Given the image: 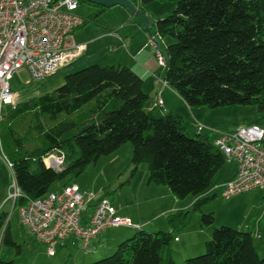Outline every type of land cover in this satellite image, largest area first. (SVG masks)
Returning a JSON list of instances; mask_svg holds the SVG:
<instances>
[{"label": "trees", "instance_id": "1", "mask_svg": "<svg viewBox=\"0 0 264 264\" xmlns=\"http://www.w3.org/2000/svg\"><path fill=\"white\" fill-rule=\"evenodd\" d=\"M131 1L139 8L154 1L173 4L154 21L152 34L171 38L161 46L165 66L156 73L188 106L253 105L264 113V0ZM90 5L94 11L82 25L106 9ZM148 98L143 79L131 68L91 64L66 74L52 93L15 103L0 120L2 150L21 191L15 207L70 183L65 179L130 143L131 176L146 164L148 184L166 186L177 200L192 196L199 226H213L212 212L201 206L216 196L205 194L225 165L223 153L208 132L188 130L181 113L147 109ZM50 155L61 156L62 165L47 164ZM56 181L63 184L52 188ZM189 212L170 215L168 230L136 231L91 264H163V247L175 237L172 228L183 225ZM5 245L20 250L8 214L0 212V247ZM0 264L14 262L0 257ZM167 264H264V255L249 229L222 225L212 227L203 253Z\"/></svg>", "mask_w": 264, "mask_h": 264}, {"label": "built area", "instance_id": "2", "mask_svg": "<svg viewBox=\"0 0 264 264\" xmlns=\"http://www.w3.org/2000/svg\"><path fill=\"white\" fill-rule=\"evenodd\" d=\"M78 5V0H0V120L3 107L15 104L9 81L19 69L24 68L33 79H39L83 50V44L73 41V32L84 21L77 13ZM154 37L148 34L145 45L152 48L158 68H163L165 57ZM155 76L161 85L168 86L157 73ZM162 104L158 91L155 106L160 108ZM195 128L198 132L213 131L200 122H196ZM218 132L215 146L223 153L225 162L235 164L233 177L217 186L221 197L229 199L264 187V127L251 124ZM46 162L59 167L63 160L50 155ZM20 196L13 177L6 199L15 204ZM90 204V197L85 198L75 184L67 183L43 197L28 200L17 207V212L19 221L34 239L46 245L51 255L58 242L79 240L87 248L107 228L130 225L127 218L115 214L108 198L99 199L92 207Z\"/></svg>", "mask_w": 264, "mask_h": 264}, {"label": "rangeland", "instance_id": "3", "mask_svg": "<svg viewBox=\"0 0 264 264\" xmlns=\"http://www.w3.org/2000/svg\"><path fill=\"white\" fill-rule=\"evenodd\" d=\"M152 4H155L152 5L153 11L158 12L164 11L163 9H165V7L163 4H170L169 6H173L171 2L154 1ZM117 8V6L106 8L101 15L97 16L94 22L85 23V25L81 27L84 29V38L95 37L101 32L103 25L100 22L101 20H103L105 24L108 23L112 25V23L118 19V17L115 19L112 17V14H114ZM170 9L172 10L173 8ZM171 10H169V12ZM93 11L94 7L87 2H80L77 8V13L83 17L89 16ZM170 41V37L163 38L161 40V46L165 47ZM145 46L149 47L148 45ZM89 53L92 54L88 55V57L93 56V54L96 55L94 46L89 49ZM98 57L103 59V56ZM99 61L100 60H98V62ZM66 63L67 61L56 71L39 79H33L26 69H19L9 81L10 87L15 94L14 103L45 93H52L56 87L63 83L65 75L74 71H66ZM233 106L240 108L238 114L233 116V118L236 117L234 120L238 123L243 126L258 123L260 126L264 127V113L258 112L255 106ZM11 109L12 105H5L3 107V114ZM209 135L210 138H212L213 132H210ZM131 153L132 147L130 143H125L109 155L100 157L97 162L89 163L77 176L65 179V182L68 181L75 184L85 198L90 197L91 204H94L97 199L104 196V198H108L113 202L114 209L117 211L119 217L130 218V225L113 226L107 230V233L111 236L110 239L114 238L116 241L117 238L124 237L120 240L117 239V244L131 237L140 229L147 232L156 231L161 227L163 230L170 229L168 218L171 217L170 215L175 214L177 209H179L177 207H181L182 205L186 207L183 209L189 210L190 212L183 225L172 228L174 229V231L172 230L173 236H176L179 242L172 241L170 245L163 247V264L168 263L170 259L169 256H171L173 261L180 262L188 257L203 253L204 242L209 238L212 227L226 225L241 230L249 229L253 235L259 230L262 238H264V201H262L264 200V189H262L264 187L233 195L229 199L222 198L219 188H215L216 182L219 181L221 177L230 174L232 170L231 164L225 163L223 168L216 174L212 183V188L205 194L211 195L212 193H216V196L201 206V210L204 213L212 212L214 217L213 226L200 227L198 223L200 214L191 211L193 205V203H191L193 201L192 196H188L183 200H177L174 197L164 195L162 188H167L166 186L151 185L152 187H148L146 185L147 176L145 179L147 166L144 163L139 164L136 172L131 176L133 168ZM0 163L5 168L9 184L13 180L12 171L2 159H0ZM62 184L63 181H56L52 184V188H56ZM7 207L8 206H6V208ZM9 209L6 210L13 214L11 220L13 240L19 245L20 250L18 251L15 246H1L0 257L5 260H13L14 264H46L49 260L62 264V261H64L70 250L63 249L62 252H58V249H56L54 255H48L45 244L33 239L27 227L19 221L17 208ZM143 221H147L148 223L145 222L140 228L131 227L132 223H141ZM254 240H257L255 235ZM117 244H115L112 250L105 256L112 253ZM176 244H181V246H183L181 253L185 255V258L179 256L181 253H176ZM105 256H100L99 258Z\"/></svg>", "mask_w": 264, "mask_h": 264}, {"label": "crops", "instance_id": "4", "mask_svg": "<svg viewBox=\"0 0 264 264\" xmlns=\"http://www.w3.org/2000/svg\"><path fill=\"white\" fill-rule=\"evenodd\" d=\"M152 5L155 4L150 3L148 5L140 6L142 8V11L144 12L148 27H145L142 24L141 20L138 17L136 18L129 9L116 5L118 8L117 10H115L114 14H112L113 15L112 17L113 19L118 17V19L115 22H113L112 25L108 23L105 24V22L101 20L100 22L101 24H103L101 28L102 30L97 36L92 38H84L83 36L84 29H82L81 27H83L85 24L77 28L73 32V41L76 44L78 43L83 44L84 48L76 56L72 57L70 60L67 61V63L65 64L66 71H71V70L75 71L77 69L95 63L99 65H108V64L125 65L131 68L136 74H138L143 79V90L145 93L148 94L149 97L146 105L147 109H152L154 107L156 108L155 99L157 92L159 91V95L163 102L162 107L157 108L160 114L167 111H177L181 113L183 116L184 125L190 131L196 129L195 128L196 122H200L201 124H203L204 127L213 130V131H208V130L202 131L203 133L208 132V137L211 141H214L215 138H217V136L219 135L218 130L219 131L233 130L237 126H243L242 124L234 120V118L236 117L233 118L235 114H238L240 108H237L236 106L234 107L233 105L222 106L213 109H207L205 107L201 108L202 106L190 107L186 104V102L182 99V97H180L178 93H176L169 85L163 86L157 81L155 74L158 70V66L156 64V60L152 48L145 46V42L147 35L152 34V32L154 31L155 19L161 17L165 13H168L169 10H171L170 8H173V6L172 5L169 6L170 4H163L165 7V9H163L164 11L158 12V11H153ZM93 46L96 55L93 54V56L88 57V55L92 54L89 53V49H91V47ZM98 56H103V59H100V57ZM98 60L100 61L98 62ZM252 124H258V123H252ZM210 132H213L212 138H210L209 135ZM2 154L5 156L0 141V159L5 161L3 159ZM225 163L231 164L232 170L229 175L221 177L219 181L216 182L215 187H217L222 182L232 178L235 173L234 162H225ZM10 170L12 171L11 168ZM147 175L148 172L146 170L145 179ZM146 185L148 187H152L151 185L153 184H148L146 180ZM7 186H8V181L6 177L5 168L0 163V210H2L0 212H5L8 214V218L10 219V233L13 238V232H12L13 230L11 225L13 214L12 212L9 213L6 209L9 208L14 209L17 207H15V204L10 199H6ZM162 189L164 195L168 197H173V195L171 194L168 188L164 187ZM193 202H194V198L191 203ZM111 203L114 208V204L112 201ZM6 206L8 207L6 208ZM182 206L177 208L183 209L185 207L184 205ZM114 211L115 214L119 216L115 209ZM123 218H127L128 220H130V218L128 217H123ZM145 222L147 221H143L141 223L139 222L132 223L131 227L140 228V226L143 225ZM109 228L103 231L96 238L92 239L87 248H84L79 240H68V241L66 240V241L58 242L54 247L53 255L56 253V249H58V252H62L63 249H69L70 252L67 254L64 261H62V264H91L95 260V258H99L100 256H105L106 254H108L112 250L113 246L117 244L116 242L121 238H124V237L121 238L116 237L118 239V240L116 239V241L114 238L110 239L111 236L110 234L107 233V230ZM159 229H162V227ZM254 235L255 238L257 239L256 241L254 240V245L256 247V250L260 255H264V238H262V235L260 234L259 230H257ZM173 241L179 242V239L175 236ZM176 248H177L176 253L177 252L181 253L182 252L181 249L183 248V246H181V244H176ZM179 256L181 258H185V255H183L182 253ZM169 257L170 259H172L171 256ZM46 264H59V263H56V261L49 260L48 263Z\"/></svg>", "mask_w": 264, "mask_h": 264}, {"label": "water", "instance_id": "5", "mask_svg": "<svg viewBox=\"0 0 264 264\" xmlns=\"http://www.w3.org/2000/svg\"><path fill=\"white\" fill-rule=\"evenodd\" d=\"M83 1L87 2V3H90V4H93V5L103 6L105 8L113 7V6H116V5L125 7L127 9H129L131 12L136 13L138 18L141 20L142 24L145 27H148L144 12L142 11L141 8L136 6L131 0H83ZM154 40H155L158 48L161 49L164 57H166V52L163 51L162 48H161L160 39L156 36V37H154Z\"/></svg>", "mask_w": 264, "mask_h": 264}]
</instances>
